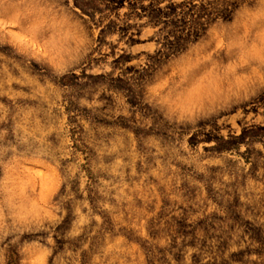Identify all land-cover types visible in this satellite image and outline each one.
Masks as SVG:
<instances>
[{"label":"rangeland","instance_id":"obj_1","mask_svg":"<svg viewBox=\"0 0 264 264\" xmlns=\"http://www.w3.org/2000/svg\"><path fill=\"white\" fill-rule=\"evenodd\" d=\"M0 264H264V0H0Z\"/></svg>","mask_w":264,"mask_h":264}]
</instances>
